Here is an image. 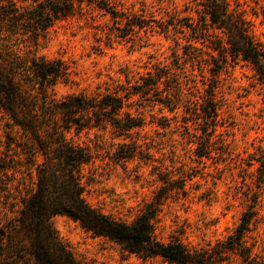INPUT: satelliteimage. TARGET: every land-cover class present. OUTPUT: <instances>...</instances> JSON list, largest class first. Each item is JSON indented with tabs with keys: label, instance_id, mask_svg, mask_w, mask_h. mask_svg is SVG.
<instances>
[{
	"label": "trees",
	"instance_id": "16d2710c",
	"mask_svg": "<svg viewBox=\"0 0 264 264\" xmlns=\"http://www.w3.org/2000/svg\"><path fill=\"white\" fill-rule=\"evenodd\" d=\"M192 2L189 11L195 17L173 15L155 20L125 8L122 0H0V129L4 137L0 264H81L54 227L56 216L72 219L93 236L117 242L129 253L159 257L169 264H223L229 263L231 256L240 264H264L245 241L259 214L258 200L242 212L239 225L226 239L215 246L191 248L179 240L162 241L156 236L160 207L170 191L184 189V179L160 178L166 185L132 223L102 213L84 197L82 170L97 156L74 142L69 137L72 131L110 130L114 137L126 140L146 125V114L151 124L162 129L180 116L183 123L194 127V154L208 158L215 141L222 140L215 80L207 79V83L203 78V88H198L196 77L182 71L178 63L182 57L174 50L170 66L154 64L133 75L124 72L123 81L104 90L58 97V86L74 84L71 66L61 58L39 54L51 30L92 9L108 17L109 23L95 28L105 34L108 43L133 41L140 32L156 29L169 36L173 29L185 40L187 59L206 66L212 80L228 65L243 62L252 67L264 86V45L256 39L253 21L240 0ZM129 146L120 144L114 153L116 161L126 163L143 154L137 143ZM146 155L141 158H151L149 152ZM251 162L256 164L258 182L264 184V146L257 149ZM17 173L34 182L19 184V196H14L18 187L12 186L11 178ZM177 182L180 186H172ZM17 199L20 207L9 216L7 208L13 209Z\"/></svg>",
	"mask_w": 264,
	"mask_h": 264
},
{
	"label": "rangeland",
	"instance_id": "374dc122",
	"mask_svg": "<svg viewBox=\"0 0 264 264\" xmlns=\"http://www.w3.org/2000/svg\"><path fill=\"white\" fill-rule=\"evenodd\" d=\"M125 8L155 20L192 15V0H122ZM253 21L256 39L264 45V0H240ZM94 19V21L92 20ZM108 17L88 9L85 16H77L51 30L48 39L39 48V54L61 58L73 71L74 84L61 85L57 96L85 91L104 90L119 80L124 72H145L154 64L170 66L173 52L182 57L178 63L188 75L217 84L216 99L220 105L218 134L214 151L208 158L194 154V127L186 125L180 116L162 129L151 124L146 114V125L131 138H116L110 130L97 128L80 133L72 131L69 137L88 147L97 158L82 170L84 197L102 213L125 223H132L150 204L164 180H185L184 189L171 187L168 199L158 212L156 236L162 241L179 240L191 248L215 246L230 236L240 223L241 214L254 200H258V216L251 225L245 241L253 254L264 261V184L258 182L256 164L250 165L253 154L264 146V86L252 67L246 63L228 65L212 80L207 67L190 61L184 55L185 40L172 29L169 36L157 32H140L133 41L107 42L96 26L104 25ZM123 72V73H122ZM207 80V83H210ZM170 118L173 116L166 112ZM1 118V117H0ZM2 120L0 119V126ZM187 126V127H185ZM187 128V129H186ZM3 131L0 129V155L4 152ZM123 142L140 145L136 158L120 163L114 153ZM151 158L144 160L141 157ZM149 158V157H147ZM12 177L14 196H19V184L31 185L28 175ZM172 186H180L173 183ZM22 187L20 186V189ZM7 214L14 216L20 207ZM60 238L71 249L81 264H169L159 257L144 258L125 251L120 244L108 238L95 237L66 216L53 218ZM240 264L237 257L230 262Z\"/></svg>",
	"mask_w": 264,
	"mask_h": 264
}]
</instances>
